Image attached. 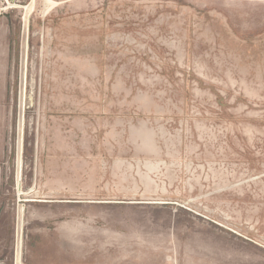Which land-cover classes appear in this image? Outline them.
Instances as JSON below:
<instances>
[{
  "label": "rangeland",
  "instance_id": "1",
  "mask_svg": "<svg viewBox=\"0 0 264 264\" xmlns=\"http://www.w3.org/2000/svg\"><path fill=\"white\" fill-rule=\"evenodd\" d=\"M0 25L14 96L0 264H264V0H0ZM51 93L85 175L49 191L37 170ZM116 94L120 115L140 98L174 135L180 120L182 155L126 148L118 167L117 130L99 125Z\"/></svg>",
  "mask_w": 264,
  "mask_h": 264
},
{
  "label": "crops",
  "instance_id": "2",
  "mask_svg": "<svg viewBox=\"0 0 264 264\" xmlns=\"http://www.w3.org/2000/svg\"><path fill=\"white\" fill-rule=\"evenodd\" d=\"M116 63L114 74L119 85V82L123 84L125 81V65L124 60L121 62L117 61ZM103 66V69H107V78L111 74L108 70L112 66ZM225 74V72L218 73L221 78H225ZM199 79L202 81V78ZM51 94H48L45 99L43 118L42 122L40 121L42 128L39 136V163L37 170L40 184L49 191L57 189L60 186V182L69 180V175L73 174L76 180H78V177L83 180L85 175L84 170L77 167L82 162L84 163V160L78 161L77 156H73L72 140L76 134H71L70 132H75V128L73 131L69 127L71 126L70 118L66 113L63 114L61 111L60 96L54 93ZM133 96L135 94L131 95L128 100L132 102ZM220 97L222 95L217 94L218 102H220ZM114 98L112 99L117 102L116 114L103 115L99 125L106 127L104 129L106 137L109 136L107 131L110 129L115 128L117 130L118 140L117 144L113 146L123 149L122 154L116 153L115 162L118 167L119 161L124 163V149L126 148L132 159L151 161L150 159L153 160L156 157L170 156L172 150H176L178 154L182 155L187 141L184 136L185 130L181 127L182 124H179L180 120H177L173 124L177 131L174 135L170 124L169 129L167 128L166 124L168 123L165 119L167 118L165 110H160L159 113H156L155 106L146 104L145 98H143L145 100L144 103H142V99L138 98L134 99L133 104H131V112L129 114L124 113L120 115L118 109L120 105L123 106V94H116ZM178 106L181 107L184 113L186 108L188 109L189 107L186 101H184V104H179ZM13 117L12 40L10 31L0 25V188L6 180L11 179ZM180 118L182 119V117ZM118 156L121 158L119 159ZM100 159H104V156ZM118 167L115 168L116 171L119 170ZM116 175H119V172H116ZM99 187H102V179Z\"/></svg>",
  "mask_w": 264,
  "mask_h": 264
},
{
  "label": "bare ground",
  "instance_id": "3",
  "mask_svg": "<svg viewBox=\"0 0 264 264\" xmlns=\"http://www.w3.org/2000/svg\"><path fill=\"white\" fill-rule=\"evenodd\" d=\"M12 7H15V8H18V6H12ZM25 9H28V8H25ZM18 174H19V169H18ZM20 186H21V179L19 178V176L17 177V187H18V191L20 192ZM21 193V192H20ZM22 194V193H21ZM21 264V263H20Z\"/></svg>",
  "mask_w": 264,
  "mask_h": 264
}]
</instances>
